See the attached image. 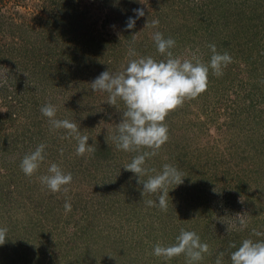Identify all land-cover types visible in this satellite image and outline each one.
<instances>
[{"label":"rangeland","instance_id":"1","mask_svg":"<svg viewBox=\"0 0 264 264\" xmlns=\"http://www.w3.org/2000/svg\"><path fill=\"white\" fill-rule=\"evenodd\" d=\"M139 8L145 15L136 18ZM154 19L159 26L145 28ZM156 31L176 41L174 55L198 49L207 63L215 44L232 57L222 76L209 71L206 91L168 114L169 139L146 161L157 173L164 164L181 173L167 211L146 206L156 196L142 197L139 178L124 169L139 153L117 150L111 139L123 102L111 106L90 86L130 59H166ZM48 103L95 152L76 156L75 139H61L66 130L50 131L40 112ZM41 143L45 160L28 177L20 162ZM51 163L72 174L67 194L40 183ZM0 227L8 229L0 264H185L183 255L152 254L157 243H175L181 228L209 244L199 264H215L221 252L231 264L230 244L264 240L252 234L264 233V0H0Z\"/></svg>","mask_w":264,"mask_h":264},{"label":"clouds","instance_id":"2","mask_svg":"<svg viewBox=\"0 0 264 264\" xmlns=\"http://www.w3.org/2000/svg\"><path fill=\"white\" fill-rule=\"evenodd\" d=\"M136 18L145 15L144 9H134ZM136 20L129 17L126 22L127 29L135 27ZM159 20L154 19L146 23V27L157 28ZM137 34H134L135 40ZM156 50L159 54L166 56V59L155 60L152 56H140L130 59L122 70L111 73L104 71L91 82L93 92H106L108 98L106 103L116 106L122 101L125 110L122 112V120L116 125V132L111 139L117 150L125 152H136L131 162L126 164L124 169L135 174L143 185L142 197L155 195L156 199L144 201L146 206L155 207L161 211H167L169 199V186L180 185L183 182L180 171L170 165L164 164L162 171L145 167L146 161L155 157L161 147L168 141V127L165 123L166 117L171 111L182 106L186 100L197 97L206 91L208 86L209 71L220 77L223 75V68L232 62L228 52H218L215 44H208L211 51L210 60L202 61L199 50L195 52L186 49L182 55H174L170 50L175 47L176 41L169 37L164 38L163 34L156 31L152 35ZM128 55L136 57L138 54L134 49L129 48ZM41 114L48 118L50 131L66 130V135L61 139H75V155L83 157L86 153L95 152V147L88 144L89 137L81 134L76 122L68 119H57V108L48 103L40 108ZM46 144H39L34 151L26 154L21 162L20 169L28 177H32L45 160ZM63 154V149H60ZM156 173L149 175V173ZM148 176L141 182L140 177ZM42 186L51 193L65 194L68 192L67 185H70L73 176L70 172L65 173L57 163H51L47 174L38 177ZM65 213L72 210L70 198L66 199L64 205ZM240 217L239 230L247 228V221L244 215ZM8 229L0 227V245L6 242ZM252 234L255 236L264 235L255 229ZM231 248L236 249L230 254L231 264H264V240L253 241L244 239L240 246L233 243ZM152 254L161 257L165 261L183 255L185 264H199L205 254L210 253V246L201 242L199 235L194 231L180 229L176 241L170 245L157 243ZM224 253L221 252L215 260V264H223Z\"/></svg>","mask_w":264,"mask_h":264}]
</instances>
